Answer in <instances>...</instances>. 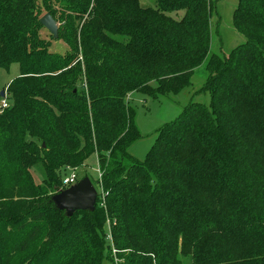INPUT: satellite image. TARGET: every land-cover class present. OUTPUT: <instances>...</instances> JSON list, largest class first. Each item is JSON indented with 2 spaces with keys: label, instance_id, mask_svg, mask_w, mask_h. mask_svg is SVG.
I'll list each match as a JSON object with an SVG mask.
<instances>
[{
  "label": "trees",
  "instance_id": "1",
  "mask_svg": "<svg viewBox=\"0 0 264 264\" xmlns=\"http://www.w3.org/2000/svg\"><path fill=\"white\" fill-rule=\"evenodd\" d=\"M212 13L213 0H0V76L19 66L0 79V264H264V0H239L246 42L226 54L211 52ZM205 61L210 104L189 103L138 159L129 94L178 93ZM93 155L95 208L59 209L68 168Z\"/></svg>",
  "mask_w": 264,
  "mask_h": 264
},
{
  "label": "rangeland",
  "instance_id": "2",
  "mask_svg": "<svg viewBox=\"0 0 264 264\" xmlns=\"http://www.w3.org/2000/svg\"><path fill=\"white\" fill-rule=\"evenodd\" d=\"M140 2L144 7H155L157 4V0H140ZM238 4L239 0H213L211 19L212 53L226 54L234 47L246 42L245 34L233 26V15ZM46 13V11H43V15ZM58 24L60 25L59 21ZM47 37H50V32L47 33ZM50 50L65 53L67 45L63 40L54 38L52 39ZM206 61L195 70L192 76V85L184 87L178 93L159 95L157 98L138 91L129 94V101L137 112L135 121L142 134V137L135 141L129 150L138 159L144 160L146 158L148 151L157 139L158 131L166 123L174 120L189 103L200 102L206 105L210 104L211 94L207 91H199L209 75ZM17 75H19V66L18 64H12L9 70L1 71L0 79L5 84ZM1 102L2 100L0 104ZM67 171L64 178L72 172H76L80 179L88 175L99 192L97 183L99 171L95 155L89 158L85 165L68 168ZM33 176L37 182H41L42 174L40 167L34 169Z\"/></svg>",
  "mask_w": 264,
  "mask_h": 264
},
{
  "label": "water",
  "instance_id": "3",
  "mask_svg": "<svg viewBox=\"0 0 264 264\" xmlns=\"http://www.w3.org/2000/svg\"><path fill=\"white\" fill-rule=\"evenodd\" d=\"M43 26L57 38L59 35L58 21L47 12L41 19ZM1 96H4V92H1ZM98 198V191L95 188L93 182L88 176L81 178L77 183L71 185L68 189L62 190L53 196V200L57 207L67 212H73L79 209L95 208Z\"/></svg>",
  "mask_w": 264,
  "mask_h": 264
},
{
  "label": "built area",
  "instance_id": "4",
  "mask_svg": "<svg viewBox=\"0 0 264 264\" xmlns=\"http://www.w3.org/2000/svg\"><path fill=\"white\" fill-rule=\"evenodd\" d=\"M9 106V103L6 99H2V102H1V105H0V108H6ZM99 178L101 180L102 178V175L101 173L99 172ZM78 174L76 172H72L70 175H68L67 177L64 178V184L67 185V186H71L75 183L78 182ZM109 239L111 240L112 239V235L109 234Z\"/></svg>",
  "mask_w": 264,
  "mask_h": 264
}]
</instances>
